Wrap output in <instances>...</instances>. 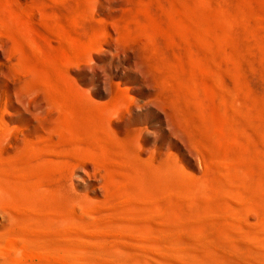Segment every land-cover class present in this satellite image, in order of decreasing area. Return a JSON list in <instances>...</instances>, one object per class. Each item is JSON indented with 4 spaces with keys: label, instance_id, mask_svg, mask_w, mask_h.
I'll return each instance as SVG.
<instances>
[{
    "label": "rangeland",
    "instance_id": "obj_1",
    "mask_svg": "<svg viewBox=\"0 0 264 264\" xmlns=\"http://www.w3.org/2000/svg\"><path fill=\"white\" fill-rule=\"evenodd\" d=\"M0 124L15 146L54 134L36 180L64 191L78 238L119 236L135 264L264 251V0H0ZM20 157L0 156L16 203Z\"/></svg>",
    "mask_w": 264,
    "mask_h": 264
},
{
    "label": "bare ground",
    "instance_id": "obj_2",
    "mask_svg": "<svg viewBox=\"0 0 264 264\" xmlns=\"http://www.w3.org/2000/svg\"><path fill=\"white\" fill-rule=\"evenodd\" d=\"M16 57V61L10 58V66L16 75L23 76L21 62L17 55ZM25 77L24 75L23 78ZM28 80L32 89L47 92L35 79ZM0 125L2 127V124ZM54 137L53 133L48 132L40 136L41 140H20L22 145L16 146L11 145L7 140H0V156L3 152L15 147L18 148L20 160L24 161L21 166L24 178L19 177L11 181L12 187L16 190L13 195L18 200L21 199L19 203L13 201L8 195V189L0 184V226L6 229L5 231L0 229V243H6L0 244V264H85L82 261L84 255L90 257L95 264H135L132 259L117 255L119 251L116 252V244L120 241L119 236L99 235L96 237L97 240L93 241L78 238L75 235L78 227L75 228L70 224L69 202L63 194V188L60 190L63 193L58 194V191L52 188L42 189L38 186L36 176L40 168L50 169L57 162L53 158L57 156L52 147ZM79 157L84 158L85 154ZM81 161L86 162V159H81ZM6 170L0 166V181L7 174ZM22 204L26 206L23 207ZM159 224H156L157 227ZM165 229L160 226L154 229V232L163 233ZM253 239L259 247H264V236L255 234ZM129 248L134 250L130 251V254L136 259L144 253H155L147 242L129 244ZM170 251L164 254L168 260L193 264L189 259ZM222 254L224 258L233 259L236 263L245 261V264H264V251L253 245H248L245 251L228 250ZM249 257H254L256 261L246 262L245 259Z\"/></svg>",
    "mask_w": 264,
    "mask_h": 264
}]
</instances>
